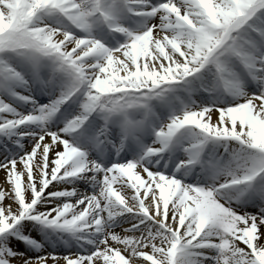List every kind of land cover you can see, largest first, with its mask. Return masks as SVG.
<instances>
[{"label": "snow or ice", "instance_id": "snow-or-ice-1", "mask_svg": "<svg viewBox=\"0 0 264 264\" xmlns=\"http://www.w3.org/2000/svg\"><path fill=\"white\" fill-rule=\"evenodd\" d=\"M0 264H264V0H0Z\"/></svg>", "mask_w": 264, "mask_h": 264}]
</instances>
